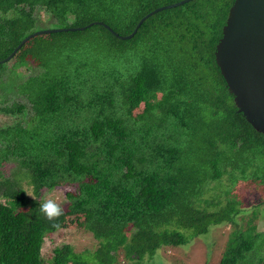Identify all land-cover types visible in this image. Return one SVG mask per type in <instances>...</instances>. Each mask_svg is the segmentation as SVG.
<instances>
[{
  "label": "trees",
  "instance_id": "16d2710c",
  "mask_svg": "<svg viewBox=\"0 0 264 264\" xmlns=\"http://www.w3.org/2000/svg\"><path fill=\"white\" fill-rule=\"evenodd\" d=\"M179 1L0 0V264H167L201 245L202 264H264V134L216 62L234 0L162 10L128 40L96 24L127 36ZM44 29L62 30L2 62ZM62 187L50 221L39 204ZM65 218L97 246L46 261Z\"/></svg>",
  "mask_w": 264,
  "mask_h": 264
},
{
  "label": "water",
  "instance_id": "95a60500",
  "mask_svg": "<svg viewBox=\"0 0 264 264\" xmlns=\"http://www.w3.org/2000/svg\"><path fill=\"white\" fill-rule=\"evenodd\" d=\"M190 1L192 0H181L157 8L143 17L133 33L127 36H120L102 22L96 24L104 25L115 36L128 40L135 36L142 23L153 14ZM61 30H41L30 34L2 62L12 59L18 50L34 37ZM216 47L217 65L229 93L234 96L238 112L244 115L256 132L264 134V0H234L223 27L222 37Z\"/></svg>",
  "mask_w": 264,
  "mask_h": 264
},
{
  "label": "rangeland",
  "instance_id": "374dc122",
  "mask_svg": "<svg viewBox=\"0 0 264 264\" xmlns=\"http://www.w3.org/2000/svg\"><path fill=\"white\" fill-rule=\"evenodd\" d=\"M44 30H49V29H44ZM37 53L38 55L36 56L35 62L40 64L43 62V55L41 51H38ZM39 55L41 56L39 57ZM5 75L6 74H3V77H5L4 79H6V77L8 76ZM70 189L71 187H67V188L62 187L59 189L51 190L45 195V198L56 197L58 198L59 203H61L62 200H64L65 197L64 194L66 190H70ZM263 214L264 211L261 213L260 218L258 219L259 230H264ZM58 224L60 225V228L59 229L56 228V231L53 234H50L47 237H45L42 254L46 261H48L53 256V251L56 247H64L71 245L78 251L96 248L97 242L94 240V238L89 232L83 229V224H84L83 221L76 218H65L62 219V221L58 222ZM219 226H214V227H219ZM220 228H221V232H219L220 234L216 232L212 236L211 242L216 241L217 243L219 242L224 243L228 238L229 232H231L232 230L231 226L229 225H222ZM187 246H182V247H187ZM209 255H210V251L207 250L206 252L205 246L201 245L197 249H195L193 246L190 250L189 248L188 249L184 248L182 252L179 253L178 255L176 253H172L171 256L174 257L175 259H178V261H175L174 258L170 260L168 257L166 263L167 264H202L204 260L209 259L210 257Z\"/></svg>",
  "mask_w": 264,
  "mask_h": 264
},
{
  "label": "clouds",
  "instance_id": "9594fccd",
  "mask_svg": "<svg viewBox=\"0 0 264 264\" xmlns=\"http://www.w3.org/2000/svg\"><path fill=\"white\" fill-rule=\"evenodd\" d=\"M39 209L50 221H55L64 214V209L56 197H46L44 201L39 204ZM53 227L59 229L60 225L54 223Z\"/></svg>",
  "mask_w": 264,
  "mask_h": 264
}]
</instances>
